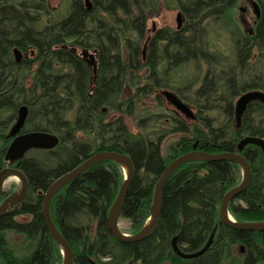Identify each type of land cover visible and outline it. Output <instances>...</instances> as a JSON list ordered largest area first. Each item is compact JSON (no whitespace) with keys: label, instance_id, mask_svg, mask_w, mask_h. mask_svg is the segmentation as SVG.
<instances>
[{"label":"trees","instance_id":"obj_1","mask_svg":"<svg viewBox=\"0 0 264 264\" xmlns=\"http://www.w3.org/2000/svg\"><path fill=\"white\" fill-rule=\"evenodd\" d=\"M172 1L183 25L149 35L158 0H91V9L85 0H69L58 19L48 16V0H0V170L17 167L29 181L22 201L10 203L14 211L0 217V264H62V249L43 217L44 194L54 180L105 150L126 153L134 164L119 217L129 223L127 233H137L148 220L166 167L194 150L243 153L250 182L229 210L240 223L264 221V152L254 142L240 145L247 136L264 138V103L252 101L240 126L235 115L242 93L264 91V0H255L260 17L248 33L233 17L239 0ZM222 33L232 43L231 55L213 40ZM15 48L25 52L20 62ZM75 48L95 53V76ZM188 64L195 73L184 72ZM164 88L191 104L196 118L167 108ZM144 98L152 110L139 112ZM23 106L27 115L14 135ZM127 117L136 119V131ZM33 131L54 134L58 143L32 147L12 160L10 144ZM124 179L120 163L104 160L54 195L51 216L73 250L74 264L264 262V230L221 222L222 199L242 180L237 162L194 159L180 165L164 185L156 230L138 241L118 240L108 225ZM208 244L191 257L175 248L198 253Z\"/></svg>","mask_w":264,"mask_h":264},{"label":"water","instance_id":"obj_2","mask_svg":"<svg viewBox=\"0 0 264 264\" xmlns=\"http://www.w3.org/2000/svg\"><path fill=\"white\" fill-rule=\"evenodd\" d=\"M85 3L88 9L92 8L91 0H85ZM252 3L254 5L256 16L260 17L259 4L255 0H252ZM180 19H181V14L179 13V16H178L179 26H180ZM149 38L150 37H148L146 42L144 43L143 56L146 53ZM74 50L76 53L83 56L89 65H92L94 75H96L98 63H97L95 53L90 52L87 49H83V48H75ZM13 51H14L16 61L20 62L22 60L24 52L18 48H15ZM163 94L165 95L167 100L170 102V104L175 107L176 111H179L186 118H189V119L196 118L194 109L184 100H182L176 93L168 89H165L163 90ZM254 100H259L264 103V91L259 90V89L249 90V91L242 93L237 98L235 102V115H236V121H237L238 126H240L242 115L244 111L246 110L247 106ZM26 115H27V108L26 106H23L20 109V114L17 119V122L12 129V133L14 135L17 134L19 130L21 129L22 125L24 124ZM248 142H254L260 145L264 152V138L256 137V136H247L244 139H242L240 145L244 146ZM57 143H58V137L54 134L42 132V131L27 132V133L18 135L13 140V142L10 144L7 150V153H8V156L12 160H14V159H19L20 157H22L23 154L32 147L52 148ZM194 159L232 160V161L237 162L241 166V168L243 169V178L241 182L236 187L226 192V194L224 195L222 199V202L220 205L221 222L230 227L236 228V229H246V230H255V231L264 230V221L240 223L234 219V217L231 215L230 210H229L230 202L239 193H241L248 186L250 182L251 167L247 159L244 157L243 153L230 152V151L224 152V153H208L204 151L194 150V151H189L187 153H184L181 156L172 160V162L166 167L165 171L158 179L156 186H155L152 204L150 207L149 217H151V220H152L150 228L146 229V223H145L143 228L135 234L124 233L123 231H121L119 227V217H120L121 207H122L124 198L135 176L134 164L130 156L126 153L107 151V150L99 151L93 154L92 156H90L79 166L75 167L74 169L70 170L69 172L63 174L62 176L54 180V182L50 185V187L47 189V191L44 194V199H43V204H42V212H43L44 220L46 222V225L50 233L59 243L62 250L64 248L66 251V256L63 255L64 257H63L62 264H74L73 250L70 244L68 243L67 239L63 236L61 231L55 225L52 219V216H51V212H50V204H51V201L54 195L64 185H66L68 182L72 181L73 179L77 178L84 171H86L89 167H91L92 165L100 161L112 160V161H116L120 163L121 165L123 164V162L126 163L128 172H127V175H125V179L122 185L120 186L117 197L109 211L108 225H109L110 230L112 231V233L115 235V237L118 240L138 241V240H142L144 238L149 237L156 230L158 219H159V214L161 210L163 188L169 176L180 165H182L183 163L189 160H194ZM9 175H17L22 180L21 190L12 194V198L14 199V201L16 203H19L25 197L29 189V181L26 175L17 167H6L0 170V196L4 188L5 180ZM8 200L9 199L5 200L3 203L0 204V217L4 214L11 213L14 211V209L10 210L6 208ZM208 246L209 244L203 250L199 251L198 253H184V252H181L177 247L175 248L178 251V253L182 255L183 257H191V256H195L197 254L204 252L208 248ZM242 251H243V248H242ZM167 264H170V263H167ZM257 264H264V262L257 263Z\"/></svg>","mask_w":264,"mask_h":264},{"label":"rangeland","instance_id":"obj_3","mask_svg":"<svg viewBox=\"0 0 264 264\" xmlns=\"http://www.w3.org/2000/svg\"><path fill=\"white\" fill-rule=\"evenodd\" d=\"M159 5H158V12L157 13H150V18L148 22V33L149 35H153L156 30L163 28V27H171V28H177L183 25L184 23V18L180 19V26L178 16H179V9L174 5L172 0H158ZM68 4L69 0H48V16H50L53 19H58L63 17L67 11H68ZM233 17L238 23V25L246 32H251L253 30L255 22H256V12L254 10V5L251 1L249 0H239L234 11H233ZM48 18L45 16L44 22H47ZM213 40L217 42L218 47L223 50L227 55H231L232 53V43L229 39V36L225 33H222L221 36L218 37H213ZM88 50V49H87ZM90 52H93L92 50H88ZM147 55V50L145 53V57ZM25 52L23 53V57H25ZM143 56V57H144ZM22 57V59H23ZM144 57V58H145ZM201 72H200V79L204 74V71L206 69V66L204 64L201 65ZM90 69L92 70L93 73V67L90 65ZM184 72L188 75H191L192 73L196 72V67L194 64H188L184 66L183 68ZM94 75V74H93ZM95 76V75H94ZM174 81L176 80V76H174ZM177 84V83H176ZM199 85V84H198ZM168 89L170 91H173L171 88H164L162 90ZM131 93V90L128 89L127 93ZM175 93V91H173ZM164 98L165 95H164ZM167 99V98H166ZM151 100L144 98L141 103H140V108L139 112L142 111L143 109H151ZM191 107L192 105L189 104ZM166 107L170 108L172 110H175V107L171 104H169L166 100ZM193 108V107H192ZM152 110V109H151ZM184 116L183 114H181ZM185 117V116H184ZM127 124L128 126L136 131V119L133 117H127ZM17 122V121H16ZM14 122V126L16 124ZM171 141V139H170ZM123 168V167H122ZM124 171V169H123ZM243 173V169H242ZM243 178V174H242ZM9 187H12V189H16V191L21 190L22 187V180L19 176L17 175H9L4 183V189L8 190ZM12 205L11 207H13ZM7 206L6 208H11ZM120 229L124 232L128 228L129 223L127 220L121 219L119 222ZM130 234V233H127ZM213 238V235H212Z\"/></svg>","mask_w":264,"mask_h":264},{"label":"flooded vegetation","instance_id":"obj_4","mask_svg":"<svg viewBox=\"0 0 264 264\" xmlns=\"http://www.w3.org/2000/svg\"><path fill=\"white\" fill-rule=\"evenodd\" d=\"M252 2V0H249ZM168 101V100H167ZM168 103L170 104V102L168 101ZM2 170V169H1ZM16 190L12 191V187H9L8 190L3 188V191L1 193L0 196V204L3 203L5 200L9 199L7 202V206L11 207L12 205H10L11 202H15L14 199L12 198V194L15 192Z\"/></svg>","mask_w":264,"mask_h":264},{"label":"bare ground","instance_id":"obj_5","mask_svg":"<svg viewBox=\"0 0 264 264\" xmlns=\"http://www.w3.org/2000/svg\"><path fill=\"white\" fill-rule=\"evenodd\" d=\"M122 166H123V169H124V173H125V175H127L128 168H127L126 163L123 162ZM242 174H243V173H242ZM151 223H152V220H151V217H149L148 220L146 221V229H149V228H150ZM119 227H120V226H119ZM61 249H62V248H61ZM62 253H63V255L66 256V251H65L64 248H63V250H62ZM63 257H64V256H63Z\"/></svg>","mask_w":264,"mask_h":264}]
</instances>
